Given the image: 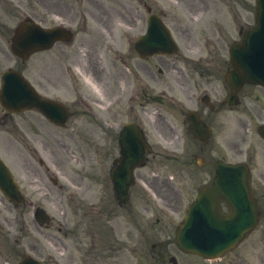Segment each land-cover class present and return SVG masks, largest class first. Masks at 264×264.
<instances>
[{
    "label": "rangeland",
    "instance_id": "1",
    "mask_svg": "<svg viewBox=\"0 0 264 264\" xmlns=\"http://www.w3.org/2000/svg\"><path fill=\"white\" fill-rule=\"evenodd\" d=\"M233 37L227 38L228 41H231ZM194 50V46L192 47ZM195 56L200 54V50L195 45ZM248 93L253 97L258 96L260 98L259 103L257 101L252 100L251 104L255 107L256 111L253 116L249 119L244 113H234L230 114L228 117V128L226 132H222L221 134L215 135L214 143L216 145H220L223 148V155L227 157V159L235 161L241 158H245L244 155H237L235 149L233 150L231 147L232 137L235 136V131L239 133L240 131L244 132L246 142L239 144L241 149H244V153L246 152V148L249 144H252L256 150V154H254V158H250L253 175L258 179V174L264 173V142L258 136L256 132V128L259 123L264 118V90L259 87H253L252 89H248ZM232 115V116H231ZM241 118L242 120H246L248 126L246 129H240L238 120ZM124 117L119 118L122 121ZM89 128L84 132V136L91 137V129L90 124ZM146 126L149 131V137L151 136L152 141L159 142L163 147H176L178 145L177 139L173 145H165L160 141H170L174 140L172 129H164L161 128L158 122L155 120L154 125L151 126V122L146 121ZM69 136H74V139L70 142L72 145L69 147L68 142L63 140V135L60 133H56L57 142L54 145V149L50 151H45V155L48 158V162L52 165L54 164L60 171L61 174L60 181L75 182L81 187H86L89 182H91V178L87 179L86 175L88 173H95V170H92V166L90 163L93 162L94 153L92 149L88 148L85 141L81 143H77L79 137L75 134H68ZM67 135H64V137ZM160 136V137H158ZM238 136V135H237ZM167 140H163V139ZM66 145H65V144ZM85 144V145H84ZM2 149L0 151L4 153V155L10 160V165L15 171L17 177L19 178L26 194L28 195L29 200H32L33 203H41L45 208H47L50 213L56 219V223H54V228L52 229V234L54 236L53 242H48L45 238L46 229L43 227H38V225L34 224L31 219L30 208H15L10 203L6 202L4 199L0 197V238H7L10 242L20 238V241L23 244L25 249H29V251L37 256H40L42 259H45L48 253H53L55 255H59L60 252H64V256H67L68 252L63 248V246H71V242L78 241V247H85V243H81V239H76L72 234H67L70 236L66 238L62 236L61 233L56 231V227L60 226L63 222V219L66 215V208L63 198V191L61 187H53L49 181L44 177L41 173L38 175L37 172L34 174L33 167L36 168L33 164L28 165L29 156L26 150L17 151L16 148H13L12 143L10 141L4 142L2 144ZM58 147H63V149L55 150ZM215 146V145H214ZM54 151V152H53ZM170 151V150H168ZM187 152V155L184 159L183 164L177 165V163H173L164 158H159L160 164L156 167V173L160 176L164 177L167 175H176L168 185L162 186L161 181H157L155 188L150 186L155 195V201L160 207H164L167 212V215L161 213L160 214V225H165L171 229L172 225H177L178 221L183 215V212L189 202L190 196L192 194L193 189V180L194 177L199 175L197 171L200 169L194 168L192 164L188 163V160L191 159V155ZM18 156V157H17ZM214 156V154H213ZM63 158L64 164L61 161ZM33 166V167H32ZM28 167V168H27ZM37 170V169H36ZM198 173L194 176L193 174ZM83 176V178H81ZM203 176V175H202ZM161 178V177H160ZM261 183L264 181L261 180ZM39 186V187H38ZM45 191L42 194L39 190ZM84 191V200L88 203H92L93 201V191L92 189L86 194V190ZM157 192V193H156ZM148 205L153 206L151 203ZM73 216V214H71ZM89 213V217H90ZM146 217H149L150 212H147ZM68 219V216L66 217ZM92 221V220H91ZM60 222V223H59ZM72 226L76 225L74 219L70 220ZM172 224V225H171ZM83 227V226H82ZM83 229V228H82ZM87 240V238H86ZM62 242V244H61ZM56 243V244H55ZM77 245H73V252L76 253L74 247ZM148 249V246L145 244L144 248ZM7 253V252H6ZM183 254L180 255L182 257ZM5 259V258H4ZM0 262H2L0 260ZM3 264H16V260L9 259L8 261H4Z\"/></svg>",
    "mask_w": 264,
    "mask_h": 264
},
{
    "label": "water",
    "instance_id": "2",
    "mask_svg": "<svg viewBox=\"0 0 264 264\" xmlns=\"http://www.w3.org/2000/svg\"><path fill=\"white\" fill-rule=\"evenodd\" d=\"M259 9L261 13V18L264 16V0H259ZM262 32V29L257 31L256 36H259ZM255 42V41H254ZM254 42L252 45H254ZM253 46H249L244 48L240 52H238L237 56H234L235 62L237 63L238 74L241 76V79L248 78L250 80H257L264 83V65L260 67L255 58H264V46L258 47L253 50ZM256 63V66L253 64ZM219 174H228L230 176L228 179H232V174H236L237 171L235 168H231L230 166H221L218 169ZM222 182V181H221ZM189 228V218L185 222L183 229L184 232Z\"/></svg>",
    "mask_w": 264,
    "mask_h": 264
},
{
    "label": "flooded vegetation",
    "instance_id": "3",
    "mask_svg": "<svg viewBox=\"0 0 264 264\" xmlns=\"http://www.w3.org/2000/svg\"><path fill=\"white\" fill-rule=\"evenodd\" d=\"M63 3L64 2L62 0H46V6H47L49 11H50V9H52L54 7L55 8L54 11L57 12V8L61 7V5ZM104 24H105V22L102 23V26ZM106 27H107L108 31H112V27L110 26V24H107ZM189 30H190V26L189 25H185V26L182 27V32H188ZM142 62H143V64L140 65L141 73L145 72L148 69L147 61L143 60ZM93 71L99 77L100 70H99L98 66H94L93 67ZM48 80L51 81V79H48ZM162 261L164 262V259H162Z\"/></svg>",
    "mask_w": 264,
    "mask_h": 264
}]
</instances>
